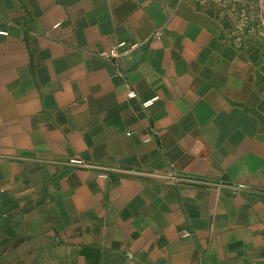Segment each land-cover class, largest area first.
Segmentation results:
<instances>
[{"label": "crops", "instance_id": "0c3cea01", "mask_svg": "<svg viewBox=\"0 0 264 264\" xmlns=\"http://www.w3.org/2000/svg\"><path fill=\"white\" fill-rule=\"evenodd\" d=\"M263 33L264 0H0V264H264Z\"/></svg>", "mask_w": 264, "mask_h": 264}, {"label": "built area", "instance_id": "2783aa9c", "mask_svg": "<svg viewBox=\"0 0 264 264\" xmlns=\"http://www.w3.org/2000/svg\"><path fill=\"white\" fill-rule=\"evenodd\" d=\"M164 35L163 27H157L151 34L150 39H160ZM143 45L142 41L135 42H126L120 41L116 43L109 52H104L103 57L111 61L115 65L116 73L122 75L121 62L127 58L134 56L137 52L140 51ZM263 46H264V33H263ZM263 56H264V47H263ZM153 103V100H147L143 103L144 106H149ZM150 139V137L148 138ZM147 139V140H148ZM70 163L74 165H86L82 159L71 158ZM100 175L105 176V173ZM193 232L191 230H182V236H190Z\"/></svg>", "mask_w": 264, "mask_h": 264}, {"label": "water", "instance_id": "95a60500", "mask_svg": "<svg viewBox=\"0 0 264 264\" xmlns=\"http://www.w3.org/2000/svg\"><path fill=\"white\" fill-rule=\"evenodd\" d=\"M141 56H142L141 53H137V54H135L133 57H130V58L125 59V61H126L127 63H133V62L137 61L138 59H140Z\"/></svg>", "mask_w": 264, "mask_h": 264}]
</instances>
